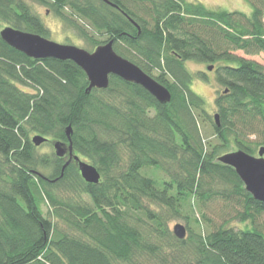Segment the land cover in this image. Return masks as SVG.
<instances>
[{
	"label": "trees",
	"instance_id": "trees-1",
	"mask_svg": "<svg viewBox=\"0 0 264 264\" xmlns=\"http://www.w3.org/2000/svg\"><path fill=\"white\" fill-rule=\"evenodd\" d=\"M34 1L95 49L113 41L172 100L161 105L115 76L107 90L87 92L90 81L74 62L31 59L0 35V264H264V203L218 161L231 149L255 155L264 147V67L234 54H264V10L211 11L186 0ZM6 27L50 36L24 0H0V31ZM193 61L215 66L224 88L219 125L193 90ZM206 119L218 145L204 140ZM69 126L75 155L98 169L100 184H87L74 163L63 170L69 159L42 152L50 142H33H67ZM215 197L227 209L236 203L238 225L212 226L205 211ZM176 219L186 222L184 240L170 227Z\"/></svg>",
	"mask_w": 264,
	"mask_h": 264
},
{
	"label": "water",
	"instance_id": "water-1",
	"mask_svg": "<svg viewBox=\"0 0 264 264\" xmlns=\"http://www.w3.org/2000/svg\"><path fill=\"white\" fill-rule=\"evenodd\" d=\"M104 1L108 2L107 0ZM0 32L4 42L31 59H56L63 62L72 61L77 64L86 73L88 81H90L87 92L93 89L107 90L110 85V77L115 76L127 83L131 82L142 87L161 105L168 104L172 100L169 89L150 77L142 68L117 54L113 41L98 46L94 52L90 53L76 46L62 45L33 33L15 30L12 27H6ZM210 70H213V67ZM215 118L219 125V116L217 115ZM66 136L67 142L51 141L39 136L33 142L36 146L50 142L55 148L57 157L69 158L63 170L73 162L87 184H100L102 177L98 169L75 155L71 126L66 130ZM218 161L233 168L240 180L243 181L246 191L254 200L264 203V147L259 151L258 157L240 150L220 156ZM173 233L179 240L187 238L186 227L182 224L176 225Z\"/></svg>",
	"mask_w": 264,
	"mask_h": 264
},
{
	"label": "rangeland",
	"instance_id": "rangeland-1",
	"mask_svg": "<svg viewBox=\"0 0 264 264\" xmlns=\"http://www.w3.org/2000/svg\"><path fill=\"white\" fill-rule=\"evenodd\" d=\"M29 7L34 9V11L43 19V21L46 24V27L50 30V36L48 40H51L52 42H57L59 44L65 45H72L76 46L82 50H87L88 52L92 53L96 49L93 47L92 43L87 41L86 39H83L81 35L78 33L76 29H72L70 26L66 24V22H63L60 18L56 16V14L48 12L49 9H46L45 7H41L36 1L34 0H24ZM186 2H193L204 5L208 10H214V11H223L228 10L230 12H241L246 13L248 15L253 14V5H256L257 8L264 10V0H186ZM102 39H105L102 37ZM237 54L239 57L251 60L255 63H259L264 67V54L263 53H257V55H251L244 53L241 50L236 51L234 53ZM188 69L190 71V74L194 77L193 80V90L202 98L205 100V108L209 115V117L213 120H215L214 116L217 115L218 108H216V100L219 98L220 94L223 93L224 88L221 86H218L216 83V76L214 74L215 72V66L210 64H201L198 62H188L187 63ZM213 67V70H210ZM156 74L158 73L155 71ZM204 74L206 79L201 76V74ZM198 115V114H197ZM201 128L204 131V140L205 142H208L209 140L213 143V146L218 145V140L215 139L213 135L214 130L212 129V125L210 124V121L206 119L204 123H201ZM251 141L258 142L257 138L254 136L250 137ZM255 146V144H254ZM42 147V152H55V148L50 144H45ZM262 147V146H261ZM261 147L256 148L255 157L259 156V151L261 150ZM230 152H237L235 149H231ZM69 159V158H67ZM73 163V162H72ZM90 164V163H89ZM163 174H159V177H162ZM76 190L75 188H73ZM84 197V196H83ZM228 203V202H227ZM230 207L227 209V204L225 203V200L222 198L215 197L211 202L210 206L207 207L205 213L208 215V218L212 219V226H221L224 220H232V217H236L238 212L236 209L232 206L236 205V203L232 202L229 203ZM235 209V211H234ZM44 211L45 208H44ZM228 215V216H227ZM262 223V222H261ZM178 224H182L183 226H186V222L182 219H176L170 222V227H172V230H174L175 226ZM231 226L238 225V221L235 219L232 220L230 223ZM264 224V223H262ZM205 226V225H204ZM212 226L206 225L205 228L210 230L213 228ZM215 228V227H214Z\"/></svg>",
	"mask_w": 264,
	"mask_h": 264
}]
</instances>
